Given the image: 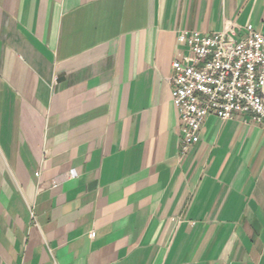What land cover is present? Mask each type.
Returning <instances> with one entry per match:
<instances>
[{"label":"crops","instance_id":"1","mask_svg":"<svg viewBox=\"0 0 264 264\" xmlns=\"http://www.w3.org/2000/svg\"><path fill=\"white\" fill-rule=\"evenodd\" d=\"M247 24L264 0H0V264H264V124L182 154L171 95L180 32Z\"/></svg>","mask_w":264,"mask_h":264},{"label":"built area","instance_id":"2","mask_svg":"<svg viewBox=\"0 0 264 264\" xmlns=\"http://www.w3.org/2000/svg\"><path fill=\"white\" fill-rule=\"evenodd\" d=\"M177 42L171 95L182 154L199 141L208 116L221 120L247 116L264 124V34L247 24L241 35L233 29L210 34L185 30ZM70 175L75 177L76 172ZM94 236L92 231L90 237Z\"/></svg>","mask_w":264,"mask_h":264}]
</instances>
